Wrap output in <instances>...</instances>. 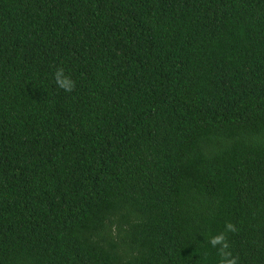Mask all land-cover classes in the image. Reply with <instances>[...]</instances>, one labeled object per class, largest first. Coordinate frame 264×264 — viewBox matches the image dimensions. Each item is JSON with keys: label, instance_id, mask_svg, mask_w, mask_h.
I'll return each mask as SVG.
<instances>
[{"label": "trees", "instance_id": "1", "mask_svg": "<svg viewBox=\"0 0 264 264\" xmlns=\"http://www.w3.org/2000/svg\"><path fill=\"white\" fill-rule=\"evenodd\" d=\"M221 234L264 264V0H0V264H219Z\"/></svg>", "mask_w": 264, "mask_h": 264}, {"label": "clouds", "instance_id": "2", "mask_svg": "<svg viewBox=\"0 0 264 264\" xmlns=\"http://www.w3.org/2000/svg\"><path fill=\"white\" fill-rule=\"evenodd\" d=\"M54 78L57 86L61 89H64L65 91L71 92L75 87V82L71 79L70 76L65 75L63 68H59L55 71ZM229 228H231V225H229ZM211 244L213 245V247L222 245V247L220 248L219 264H236L234 258L229 259L231 253L226 251L228 245L226 242H224V236L222 234L214 237L211 240Z\"/></svg>", "mask_w": 264, "mask_h": 264}]
</instances>
